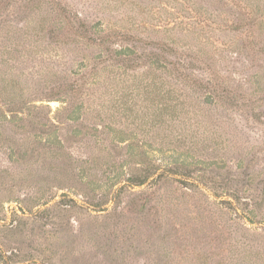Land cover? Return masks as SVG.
<instances>
[{
  "label": "rangeland",
  "instance_id": "obj_1",
  "mask_svg": "<svg viewBox=\"0 0 264 264\" xmlns=\"http://www.w3.org/2000/svg\"><path fill=\"white\" fill-rule=\"evenodd\" d=\"M261 20L264 0H0V264H264Z\"/></svg>",
  "mask_w": 264,
  "mask_h": 264
},
{
  "label": "trees",
  "instance_id": "obj_2",
  "mask_svg": "<svg viewBox=\"0 0 264 264\" xmlns=\"http://www.w3.org/2000/svg\"><path fill=\"white\" fill-rule=\"evenodd\" d=\"M238 5H239L240 8H244L245 9V8H247L246 6H248L249 4L246 3V5H244V4L241 5V3H238ZM260 23H264V20L263 21L261 20ZM87 32H88V29L87 28H81L79 34H81L83 36L84 35L87 36L88 35ZM90 38L93 39L94 42H97L99 44H104L109 39L108 36H103V35L102 36H99V37H90L88 35V39H90ZM162 49L166 50L167 47L164 46ZM125 50L127 52V54H126L127 56H129L130 54L133 53V51H132V49L130 47H125V48L122 47L121 49L116 50L117 51L116 54H124ZM156 57H158V56H156ZM170 64L173 66L172 68H175L176 67V64L175 63H172L171 62ZM159 66L160 67H165L164 62L161 61V64H159ZM161 82L164 84L163 81H161ZM161 82L160 83L158 82V84H160L162 86V83ZM199 86H201V85H199ZM169 89L170 90H167L166 89V91H168V92H170V91L175 92L176 91L174 85H169ZM205 89H207V87H205ZM216 91H218V90H216V88H214L212 90L213 93H215ZM215 94H216V96L221 97V99H223V100H225V99L228 98L224 94V90L223 89L221 91H219V92H216ZM177 103H180V102L178 101L176 103H173V105H172V110H173L172 114H174V112L178 111V109H177ZM203 103L208 104V105L210 104L209 106L213 105L214 101H213V98H211V95H207V97L203 99ZM18 104L19 103H16V105H18ZM166 106H167V104H166ZM160 114H161V112H160ZM160 114H159V118H160ZM159 118L157 120H159ZM153 173H154V171L149 172V173H144L142 175H138L137 177H134V179L133 178L132 179H129V182L132 185H141V184H144L147 181V179H149L152 176ZM158 176H159L158 178H161L162 175L159 174ZM182 183L184 185H187L188 184L190 186H199L200 184H202L199 181V179L193 178L192 176H190V174H186L184 176V178L182 180ZM222 188L223 189H221L220 191H212V192L217 197L221 196L222 199H225L224 201L227 204H229L230 206L235 207V204H238V202L240 201V199H239V197H238L237 192L235 191V189L234 190H230L228 188H225L224 186ZM235 208H237V207H235Z\"/></svg>",
  "mask_w": 264,
  "mask_h": 264
}]
</instances>
